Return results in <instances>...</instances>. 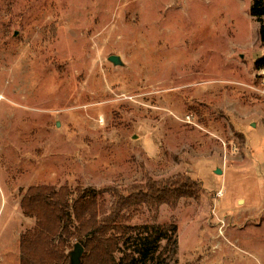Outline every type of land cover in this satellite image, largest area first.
<instances>
[{"label": "rangeland", "instance_id": "1", "mask_svg": "<svg viewBox=\"0 0 264 264\" xmlns=\"http://www.w3.org/2000/svg\"><path fill=\"white\" fill-rule=\"evenodd\" d=\"M251 3L0 0V264H21L39 215L58 243L53 195L70 214L87 199L104 215L127 188L176 177L198 195L161 204L157 230L143 205L121 247L146 264H264V43ZM81 224L48 264L71 263Z\"/></svg>", "mask_w": 264, "mask_h": 264}, {"label": "trees", "instance_id": "2", "mask_svg": "<svg viewBox=\"0 0 264 264\" xmlns=\"http://www.w3.org/2000/svg\"><path fill=\"white\" fill-rule=\"evenodd\" d=\"M250 14L260 22L258 36L264 43V0H252ZM255 69H264V55L258 57L254 63ZM168 179L166 181H156L149 179L143 185H134L125 190L126 195L118 196L113 202V207L104 215H97L91 209V201H84L83 211L76 208L73 214L66 209L58 198V195L52 196L55 235L60 238L56 245H51L46 239L45 217L39 215V224L32 240L29 235H25L21 241V264H48L47 258L50 253L60 255L64 253V245L69 246L68 234L69 225L73 219L81 222L78 233L81 237V244L88 250L83 255L80 264H92L93 236L97 235L100 240V261L98 264H146L132 250L120 246V239L129 235L132 230L130 224L134 220L138 209L147 205L153 212L151 217L153 228L159 229L156 216L159 206L163 203L175 208L182 197L195 195L196 182L188 178ZM198 194H196L197 196ZM43 196H38L40 204L44 203ZM31 199L30 194L24 197L25 205H28ZM27 208V207H25ZM64 238V241L61 239ZM62 243V245H59ZM64 244V245H63ZM149 264H178L168 257L158 258Z\"/></svg>", "mask_w": 264, "mask_h": 264}, {"label": "water", "instance_id": "3", "mask_svg": "<svg viewBox=\"0 0 264 264\" xmlns=\"http://www.w3.org/2000/svg\"><path fill=\"white\" fill-rule=\"evenodd\" d=\"M114 64H122V61L118 55H111L109 57ZM217 173L221 172V169L216 170ZM84 247L80 242L76 243L74 250L71 252V263L70 264H80L81 255L83 253Z\"/></svg>", "mask_w": 264, "mask_h": 264}]
</instances>
